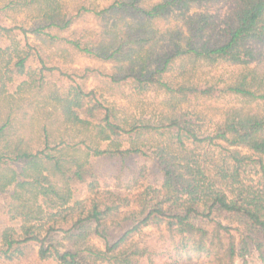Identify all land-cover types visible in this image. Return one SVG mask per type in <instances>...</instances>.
<instances>
[{
  "label": "trees",
  "instance_id": "1",
  "mask_svg": "<svg viewBox=\"0 0 264 264\" xmlns=\"http://www.w3.org/2000/svg\"><path fill=\"white\" fill-rule=\"evenodd\" d=\"M220 1L111 0L99 10L78 3L77 16L90 13L106 24L111 20L106 36L92 37L71 28L72 17L66 18L59 11L56 0H5L7 8H37L39 14L30 32L39 43L0 46V96L7 83L22 79L34 95L45 97L43 92L47 87L43 82V70H51L55 55L58 58L80 53L124 67L126 73L131 74L136 89L151 88L161 93L172 109L199 98L228 94L264 105V66H251L256 51L264 47V0H231L230 11L219 24L198 20L195 27H190L191 37L155 61L153 68L141 55L147 40L157 34L153 25L174 16L190 21L192 15L200 16L199 9L210 8ZM128 17L132 21L120 23ZM2 20L0 13V35L12 30ZM32 57L36 58L38 69L28 64ZM224 63L241 66L229 81L198 82L187 75L196 68L207 72ZM175 65L187 73L172 75ZM188 65L191 68L186 70ZM89 70L92 69L85 68L86 72ZM109 77L117 83L113 74ZM71 90L73 95L62 99L64 114L86 130H94L101 139L124 133L141 138L146 130L153 128V125L135 123L125 127L118 121L115 106L103 104L94 90H84L78 82ZM12 111L0 109V166L7 170L4 179H0L3 180L0 181V198L11 187L15 200H23L27 193L48 200L54 195L61 200L66 190L93 178L98 181L95 168L105 158H113L116 163L117 191H108V197L101 202L94 201L72 221L64 219L59 229L69 241L68 246L53 239V226L41 237L29 223L30 218L26 219L20 235L0 230V258L8 261L25 258L30 253V243L36 242L40 258L51 257L59 264H191L193 258H206L212 264H236L239 260L240 264H264V109H226L213 130L202 137L183 124L186 121L177 116L179 111L176 110L172 117L165 113L164 120L176 129L175 138L179 144H184L185 138L194 143L218 144L221 148L224 154L216 173L218 185L207 193L202 204L191 200L180 210H164L156 204L142 205L137 211L126 212L121 217L119 209L128 205V199L120 191V181L130 176L123 189L137 187L136 170L128 159L141 149L91 147L93 153L88 156L91 158L73 159L61 151H49L51 145L61 141H55L58 135L47 126L43 127L42 144L32 147L28 140L15 133ZM158 168L166 180L175 177L168 165L160 162ZM252 171L259 174L257 179L247 177ZM176 183L180 181L176 179ZM183 184L197 188L188 181ZM10 206L13 211L23 208V205ZM148 226L159 229L168 241L162 259L154 256L153 242L147 238L150 232H142ZM143 233L146 238L139 237ZM92 238H98L101 245L95 244Z\"/></svg>",
  "mask_w": 264,
  "mask_h": 264
},
{
  "label": "rangeland",
  "instance_id": "2",
  "mask_svg": "<svg viewBox=\"0 0 264 264\" xmlns=\"http://www.w3.org/2000/svg\"><path fill=\"white\" fill-rule=\"evenodd\" d=\"M56 1L59 11L66 18L72 17L71 28L84 31L92 37L100 35L103 37L108 34V24L111 20L106 24V21H100L90 13L77 16L76 8L78 3H83L87 6L97 7L99 10L111 0ZM4 2L5 0H0L2 23L12 27V30L1 33L0 46L16 44L22 47L24 43L37 45L39 40L34 33L30 32L35 26L36 17L39 14L37 8L34 6L7 8L4 6ZM230 7L231 0H222L210 8L199 9L200 16L192 15L190 21L174 16L168 21L153 25L158 30L157 34L144 44L141 50L142 57L148 61L149 67L153 68L155 61L165 54L171 53L175 45H183L186 39L191 37L190 27H195L198 20H207L213 25L219 24L230 11ZM126 21L129 22L132 19L128 17L121 20L120 23ZM61 33L65 34L66 31ZM47 52L52 55L49 50ZM54 61L55 66L53 64L51 70L42 72L43 82L47 87V90L43 92L45 97L34 95V92L26 86L22 79H13L6 84L4 94L0 96V109L1 111L13 109L12 121L15 133L28 140L32 147L38 146L43 137V127L47 126L58 135L54 138L55 141H61L59 144L51 145L49 151L54 153L61 151V153L72 156L73 159L91 158L88 157L93 153V150H90L91 147L108 150L117 147L141 149L143 152H137L128 159L135 167L138 179L137 185L133 182L131 184L137 187L131 185L132 187L123 189L126 187V179L130 176L123 177L120 181V191L123 195H127L128 199V205L119 209L120 217L126 212L137 211L142 205L156 204L164 210H180L191 200L201 203L207 198V193L218 185L216 173L224 154L221 148L218 144L207 141L194 143L191 139L185 138L183 139L184 144H179L175 138L176 129L169 127L167 125L169 121L164 120L165 113L168 117H172L179 111L177 116L186 121L183 124H187V127L198 137H202L203 134H208L213 130L216 121L226 109H264L262 104L233 94L215 98H199L172 109L165 102L161 93L155 92L151 88L145 91L136 89L131 74L126 73L124 67H119L118 64H111L80 53H72L71 56L60 55L58 58L55 55ZM28 64L38 69L35 57H32ZM254 64L258 68L264 66V47L256 51L251 66ZM86 67L92 70L86 72ZM239 67L241 66L224 63L210 68L207 72L196 68L190 70L188 74L187 71L181 72L175 65L171 74L178 73L177 75L181 76L187 73L193 81L222 83V81L233 79ZM189 68L191 66L188 65L186 70ZM83 74L88 76L85 77ZM111 74L114 75L117 83L109 79ZM75 82L80 83L84 90H94L96 97L103 104L115 106L119 117L118 121L123 126L127 127L130 123H135L136 125H153V128L146 130L141 138L124 133L109 139H101L94 130H86L76 121L68 120L64 114L62 99L73 95L71 86ZM87 99L89 100L90 97ZM241 151L245 152L244 149ZM160 162L172 169L175 175L173 179L166 180L164 173L158 168ZM115 168L116 163L114 164L113 158L102 159L95 168L98 181L93 178L88 183L70 188L69 191L66 190L65 198H63L65 200H58L54 195H50L51 199L48 200L47 197L29 193L23 199L27 201L15 200L11 194V187L7 188L5 196L0 198V230L5 229L14 235H20L26 219L30 218L29 223L34 226L41 237L45 235L48 227L53 226V239L57 240L60 245L68 246L69 241L60 231V224L64 219L70 222L75 219L78 213H84L94 201H103L109 196L108 191H117V183L114 178ZM6 174L7 170L0 166V179H4ZM258 175L252 171L248 173L247 177L257 179ZM176 179L180 183H176ZM184 181L192 183L197 188L188 187L183 184ZM62 201L64 202L62 203ZM10 204L23 205V208L13 211ZM22 210L23 215H21ZM107 221L111 223L109 219ZM142 232H150L147 238L153 242L154 256L158 260L162 259L164 250L167 249L166 246H169L168 241L165 240V234H161L159 229L152 226L144 227ZM139 237L146 238L144 233ZM92 241L101 245L98 238H92ZM30 244L28 248L30 253L25 258L21 257L13 261L0 258V264H59L51 257L40 258L37 254L39 244L36 242ZM190 263L212 264L206 258H193ZM236 264H240V260Z\"/></svg>",
  "mask_w": 264,
  "mask_h": 264
}]
</instances>
